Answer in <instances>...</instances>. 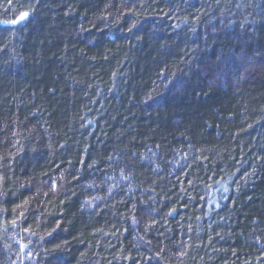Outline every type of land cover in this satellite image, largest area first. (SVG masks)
Listing matches in <instances>:
<instances>
[{
	"label": "trees",
	"instance_id": "trees-1",
	"mask_svg": "<svg viewBox=\"0 0 264 264\" xmlns=\"http://www.w3.org/2000/svg\"><path fill=\"white\" fill-rule=\"evenodd\" d=\"M0 264H264V0H0Z\"/></svg>",
	"mask_w": 264,
	"mask_h": 264
},
{
	"label": "snow or ice",
	"instance_id": "snow-or-ice-1",
	"mask_svg": "<svg viewBox=\"0 0 264 264\" xmlns=\"http://www.w3.org/2000/svg\"><path fill=\"white\" fill-rule=\"evenodd\" d=\"M27 15H28V13H24V14L20 17V19L23 20ZM10 23H17V21L13 20V21H11Z\"/></svg>",
	"mask_w": 264,
	"mask_h": 264
}]
</instances>
